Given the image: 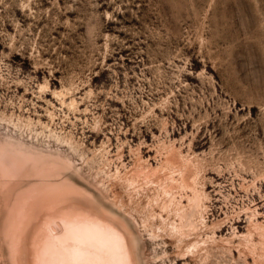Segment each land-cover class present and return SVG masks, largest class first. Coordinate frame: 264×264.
<instances>
[{"label":"rangeland","instance_id":"1","mask_svg":"<svg viewBox=\"0 0 264 264\" xmlns=\"http://www.w3.org/2000/svg\"><path fill=\"white\" fill-rule=\"evenodd\" d=\"M7 140L58 147L89 183L110 182L133 212L101 196L96 206L131 228L139 264H237L216 246L181 258L196 234L159 230L157 184L132 190L113 172L138 152L156 164L169 145L195 165L206 219L223 235L252 209L264 214V0H0ZM0 166V264H35L48 208L22 203L31 180Z\"/></svg>","mask_w":264,"mask_h":264},{"label":"bare ground","instance_id":"2","mask_svg":"<svg viewBox=\"0 0 264 264\" xmlns=\"http://www.w3.org/2000/svg\"><path fill=\"white\" fill-rule=\"evenodd\" d=\"M53 93L63 94L62 90H54ZM77 103L74 97H69V106L74 104L76 106ZM48 115H51V112ZM55 138L66 141L73 148L72 138L71 140L59 135ZM164 149V153L163 150L161 151L163 155L156 164L150 163L137 151L130 166L122 172L115 169L113 176L114 179L117 177V180L127 185L126 188L132 190L143 182L153 181L157 184L161 193L159 194L161 197L158 196L160 204L159 202V205L157 204L159 210H153L152 205L150 215H154V218L155 215L159 216V224H161L158 225L161 227L159 230L167 229L170 233L177 234L179 239L185 233L196 234L182 251V257H179L183 258L187 252L193 254L195 251L207 255L216 246L214 251H219L220 255L234 260L237 264H264V219L255 216L256 214L264 216V214L256 208L252 209L247 215L244 229L240 230L235 224L236 221L229 222L231 230L229 234L223 235L220 221H212L210 224L206 219L205 199L208 193L197 184L199 176L195 165L187 161L173 147L168 145ZM0 163L10 172L9 174L12 173V176L22 175L31 180L24 190L21 189L26 193V198L22 197L24 201L19 197L17 200L32 206L34 201L39 199L35 203L43 204L48 208L45 223L51 227V231L46 232L41 243L37 244L38 254L35 264H139L132 244L131 228L122 220L113 217L107 209L100 210V207L96 206L102 197L101 199L104 198L107 203L117 205L119 211L121 209L131 211L127 201L117 193L110 182L97 179L94 183H89L83 178L81 170L62 153L61 149L48 145L39 148L32 142L19 140L3 142L0 145ZM123 165L125 166V163ZM0 168L2 169L1 166ZM131 192L128 194L130 195ZM158 197H156L157 201ZM19 203L21 202L18 201L17 204ZM151 203L154 204L155 201ZM23 205L22 207L18 205L21 210L26 209ZM24 213L19 218H23ZM133 217L136 219L135 216ZM152 218L141 219L140 225L147 227L149 237L153 239L160 233L151 224ZM21 226L19 223V229ZM216 231L219 233L216 234ZM18 239L20 241V238ZM219 240L223 244H219ZM233 250H236L237 256L234 255Z\"/></svg>","mask_w":264,"mask_h":264}]
</instances>
